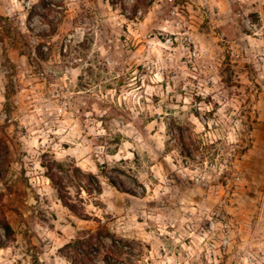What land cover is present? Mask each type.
Segmentation results:
<instances>
[{"label":"rangeland","instance_id":"374dc122","mask_svg":"<svg viewBox=\"0 0 264 264\" xmlns=\"http://www.w3.org/2000/svg\"><path fill=\"white\" fill-rule=\"evenodd\" d=\"M262 113L264 0H0V264H264Z\"/></svg>","mask_w":264,"mask_h":264},{"label":"trees","instance_id":"16d2710c","mask_svg":"<svg viewBox=\"0 0 264 264\" xmlns=\"http://www.w3.org/2000/svg\"><path fill=\"white\" fill-rule=\"evenodd\" d=\"M52 29L54 28L52 27ZM3 148L6 153V147L4 146ZM1 156L2 155H0V157ZM3 177V163L0 160V178ZM49 178L52 182L55 181L53 175ZM93 183L96 185L95 187L89 188L85 186V188L82 187V190L88 194H101L102 190L97 178L88 175L87 184L93 185ZM56 185L59 187L60 199L64 203V206L77 215L76 206L66 200L61 182L56 183ZM77 216L82 217L79 215ZM13 238L14 230L7 220L5 211L2 206H0V249L7 247L9 242L13 241ZM134 245H137V243L110 234L104 226L99 225L97 230L94 233L88 234L87 237H79L65 244L62 253L71 264H85L86 261H90V263L93 264L92 261L95 257H101L103 264H120L122 259H126L125 257L135 255L136 247ZM140 260L141 254L138 253L136 261L139 262Z\"/></svg>","mask_w":264,"mask_h":264},{"label":"crops","instance_id":"0c3cea01","mask_svg":"<svg viewBox=\"0 0 264 264\" xmlns=\"http://www.w3.org/2000/svg\"><path fill=\"white\" fill-rule=\"evenodd\" d=\"M258 121H262L258 123V132L261 133V125H263L262 123H264V113L260 114V118L258 119Z\"/></svg>","mask_w":264,"mask_h":264}]
</instances>
